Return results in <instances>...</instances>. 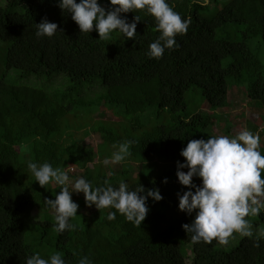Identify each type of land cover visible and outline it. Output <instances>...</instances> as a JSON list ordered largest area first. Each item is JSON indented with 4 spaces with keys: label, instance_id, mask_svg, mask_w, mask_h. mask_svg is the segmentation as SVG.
Wrapping results in <instances>:
<instances>
[{
    "label": "trees",
    "instance_id": "1",
    "mask_svg": "<svg viewBox=\"0 0 264 264\" xmlns=\"http://www.w3.org/2000/svg\"><path fill=\"white\" fill-rule=\"evenodd\" d=\"M208 5L196 0H103L96 6L85 0H5L0 5L6 67L19 71L13 81L0 78V264H37L31 240L46 234L48 239L50 232L59 255L47 264H189L187 244L193 246L191 264H264V198L261 206L241 196L247 184L264 192V146L256 147L260 166L246 167L243 177H232L225 188L228 207L193 206L195 188L179 182L184 171L206 174L216 165L218 155L215 149L208 152L204 131L229 105L231 85H245L248 97L264 110L262 59L249 44L264 40V0H227L206 17ZM231 23L242 26V40L217 37ZM124 28L128 31L120 33ZM116 33L123 37L104 36ZM57 76L66 85L56 91L28 81ZM97 80L104 90L96 92L104 96L101 106L121 107L122 117L152 107L171 114L141 136L92 129L100 133V144L125 146V151L113 148L118 157L143 163L131 182V168L115 174L97 163L89 169L96 149L67 130L82 101L100 109L98 95L85 98L87 87L77 91ZM193 86L215 115L187 113L185 95ZM75 167L85 169L93 217L77 206L61 217L51 214L62 200L53 181ZM35 208L42 219L33 214ZM253 214L260 217L258 227L232 249L221 248L227 242L225 219L238 215L249 221Z\"/></svg>",
    "mask_w": 264,
    "mask_h": 264
},
{
    "label": "rangeland",
    "instance_id": "2",
    "mask_svg": "<svg viewBox=\"0 0 264 264\" xmlns=\"http://www.w3.org/2000/svg\"><path fill=\"white\" fill-rule=\"evenodd\" d=\"M102 1L85 0V3L96 6L102 3ZM196 1L209 4L202 14L210 17L216 10L222 8L227 0L212 2L209 0ZM4 4L5 0H0V5ZM124 31H128V28H124L120 33ZM120 33H116L115 35L104 34V36L122 38L123 36ZM217 37L235 41L242 40V26L235 23L228 24L225 28L217 31ZM249 44L261 56V71L264 75V40L262 38H254L249 40ZM7 48L8 44L0 39V78L8 75V79L13 81L12 77H15L16 74L18 75L19 71L7 70ZM28 81L33 86L45 87L47 89L51 88V91H56V89L65 87L66 85V80L63 76L53 77L48 81L43 78L31 77ZM46 83L50 87H47V85L43 86ZM100 84L101 80H97L92 84L84 83L79 86L77 91L80 92L82 88L87 87L82 92V95L85 98L95 97L98 95L96 92L100 94L104 92ZM185 99L187 102V113L189 114L200 111L212 112L214 115L216 113L210 108L206 98L198 87H191L186 92ZM228 99L229 105L217 112L221 118H218L214 122V125H210L204 131L206 136L205 142L209 144L208 152L215 149V154L218 155L219 159L217 158L216 165L208 170L206 174L184 171L179 178L180 183L186 184L190 182L192 184L191 189L193 190L195 188L190 199L193 206L210 203L212 206L219 205L220 207H228L229 197L224 190L230 186L232 177L240 179L243 177L246 167L252 166L253 168H257L260 166L256 147L261 148L264 146V110L258 103L248 97L245 85H231ZM96 101L100 104L98 106L100 109L97 112L94 111L97 105L91 104L89 106L86 101H82L84 102L82 106H76L72 111L73 120L71 123H68L67 130L73 133L75 137L80 138V143L91 145L96 149L95 162L89 164V169H93L97 163L104 164L109 173L112 170L115 174H120L123 170L131 168L133 171L132 178H130L132 179L130 180L131 182L137 177L138 172L143 167V163L132 162L118 157L119 153L113 148L125 151V146L120 148L109 143L100 144L103 141L100 133H95L92 129L104 126L105 129H113L115 131L129 130L130 133L141 136L144 131L153 125L168 122L171 114L167 110L159 112L156 107H152L147 112L138 115L127 114L125 112L123 117L126 118V121H124L122 115L117 113V110H122L120 109L121 107L113 105L107 108V106H101L104 104V96L102 95H98ZM148 112L153 113V116L149 117L147 115ZM138 121L139 123H137ZM89 131L91 132L88 133ZM73 140H76V138ZM84 172L85 169L75 167L53 181V185L60 187L62 190V200L51 210V214L61 217L71 207L77 206L78 210L83 211L86 216H94L95 209L88 207L86 204L87 192L85 190ZM263 193L260 187H252L247 184L241 192V196L254 199L255 202L263 206ZM239 210L242 211V209ZM33 214L38 219H42L43 217V212L39 208H35ZM259 218L257 214H253L249 221H246L245 218H238V215H234L233 219H225L226 227L224 229V235L227 238V242L221 248L230 250L235 247L246 233H250V231H254L258 227L256 223ZM260 234H264V232ZM54 235L53 232H50L48 239L46 234L42 240L39 238L31 240V243L37 248V264H47L48 261L59 255L52 246ZM192 247V244L186 245L189 264L194 259Z\"/></svg>",
    "mask_w": 264,
    "mask_h": 264
}]
</instances>
